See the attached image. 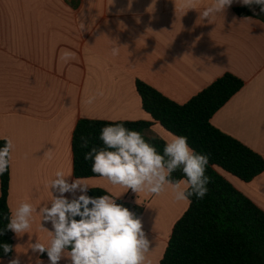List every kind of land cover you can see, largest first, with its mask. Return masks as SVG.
I'll list each match as a JSON object with an SVG mask.
<instances>
[{"label":"crops","instance_id":"obj_1","mask_svg":"<svg viewBox=\"0 0 264 264\" xmlns=\"http://www.w3.org/2000/svg\"><path fill=\"white\" fill-rule=\"evenodd\" d=\"M213 2L197 0L188 10L185 0H0V141L14 143L11 211L23 202L35 208L48 203L45 182L58 169L71 175L69 182L76 179L72 142L80 121H152L139 81L185 104L226 74L240 78L243 89L212 124L264 158V22L238 15L235 10L246 6L240 0L203 19L200 13ZM117 46L119 55L112 56ZM65 53L71 54L67 60ZM169 135L158 123L148 131L165 142ZM231 176L226 180L264 211V173L249 183ZM82 181L88 192L118 197L136 216L138 205L161 202L164 193L163 214L137 216L151 242L146 264H160L189 201H177L168 186L152 195L102 177ZM43 226L52 230L50 223ZM50 239L34 213L29 233L14 234L13 257L0 264H36L37 258L49 264L30 245Z\"/></svg>","mask_w":264,"mask_h":264},{"label":"clouds","instance_id":"obj_2","mask_svg":"<svg viewBox=\"0 0 264 264\" xmlns=\"http://www.w3.org/2000/svg\"><path fill=\"white\" fill-rule=\"evenodd\" d=\"M196 3L197 0H185V7L195 10ZM240 3L261 5L264 12V0H240ZM232 4L233 0H214L200 16L209 20ZM111 55H119V46L111 50ZM70 57V53H65L66 60ZM94 100L95 96H92L87 102L91 104ZM99 140L102 146L90 147L89 137L81 136L80 147L88 149L83 158L91 161L94 174L113 186L130 189L136 194L146 192L152 195H159L168 186L177 201L188 200L193 195L203 199L208 192L210 178L205 175L208 157L190 148L185 136H173L166 142L162 154L145 140L141 132L128 129L121 123L104 126ZM13 150V141L6 138L4 146L0 147V175L10 167ZM177 169L182 171L185 180L172 179V173ZM70 176L62 169L56 170L45 182L50 201L39 208L28 202L20 203L5 216L8 220L5 230L18 237L29 233L36 213L40 217V228L51 239L47 244L36 240L30 248L33 252L46 253L49 264H60L65 258L68 264H146L151 242L143 230L142 220L118 204V197L113 198L110 194L89 196L90 186L81 178L69 182ZM181 183L186 188L182 189ZM45 223L51 224V231L43 226ZM3 250L7 254L12 248L4 244ZM66 250L67 257L64 255ZM10 264H19V259H13ZM36 264H43V261L37 258Z\"/></svg>","mask_w":264,"mask_h":264},{"label":"trees","instance_id":"obj_3","mask_svg":"<svg viewBox=\"0 0 264 264\" xmlns=\"http://www.w3.org/2000/svg\"><path fill=\"white\" fill-rule=\"evenodd\" d=\"M240 16L264 22L261 5L252 4L235 10ZM244 87V82L226 74L185 104H178L144 82H137L142 107L152 121L118 122L126 128L142 133L145 140L163 153L166 142L148 136L158 123L173 136L187 137L188 144L198 154L208 157L205 175L210 178L208 192L203 199L195 195L188 199L189 208L175 224L160 264H264V211L239 192L217 168L246 183L264 173V158L238 140L226 135L212 124V119ZM113 122L82 120L72 142L75 178H101L91 171V161H85L81 136H88L91 146H102L101 129ZM5 141H0L3 147ZM172 179L185 180L180 169ZM10 167L0 175V260L14 254V233L6 229L10 215ZM108 194L92 189L89 196ZM126 207L125 203L119 202ZM139 216V214H137ZM79 219V217H77ZM11 246L7 254L3 245ZM67 251V250H66ZM48 258L47 254H42Z\"/></svg>","mask_w":264,"mask_h":264},{"label":"rangeland","instance_id":"obj_4","mask_svg":"<svg viewBox=\"0 0 264 264\" xmlns=\"http://www.w3.org/2000/svg\"><path fill=\"white\" fill-rule=\"evenodd\" d=\"M154 136H156V135H154ZM169 137H170V139L166 140V142L170 141L173 136L169 135ZM216 170L218 173L224 175L225 177H228V178L232 177L231 175L227 174L226 172H224L220 168H217ZM183 185H185V184L183 183ZM160 197H161V202H160V198H158L159 199L158 202L156 201V202L152 203L151 205L149 203L145 207L143 205H138V207L136 208L137 214H139V216H142L143 214L147 216V215H151V214L157 213V212L160 214H163L164 211L162 210V208H164V193L161 194ZM159 207H161V209H159Z\"/></svg>","mask_w":264,"mask_h":264}]
</instances>
